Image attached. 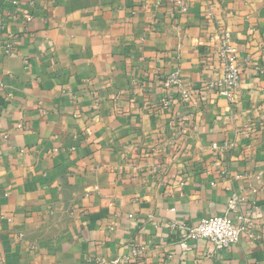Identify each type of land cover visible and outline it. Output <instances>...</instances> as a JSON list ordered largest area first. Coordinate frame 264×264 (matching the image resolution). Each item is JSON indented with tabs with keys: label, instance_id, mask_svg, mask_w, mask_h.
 Here are the masks:
<instances>
[{
	"label": "crops",
	"instance_id": "1",
	"mask_svg": "<svg viewBox=\"0 0 264 264\" xmlns=\"http://www.w3.org/2000/svg\"><path fill=\"white\" fill-rule=\"evenodd\" d=\"M233 193L253 238L172 227ZM0 264H264V0H0Z\"/></svg>",
	"mask_w": 264,
	"mask_h": 264
},
{
	"label": "built area",
	"instance_id": "2",
	"mask_svg": "<svg viewBox=\"0 0 264 264\" xmlns=\"http://www.w3.org/2000/svg\"><path fill=\"white\" fill-rule=\"evenodd\" d=\"M16 3V1H13ZM179 12L186 11L188 5L180 2L176 5ZM30 19V17L28 18ZM7 51L11 53L12 44H7ZM237 47L231 42L230 32L224 30L221 32L220 43L218 47V58L223 65V75L217 80L211 81L209 87L218 91L222 96L231 97V92L239 84L240 65L237 57ZM164 86L173 88L179 92L183 99H191L196 92L186 84L179 72L169 73L164 78ZM240 177V175H237ZM240 201L238 194L233 193L227 204V211L223 215L205 216L199 220L196 225H177L172 223V227H180L181 232L195 239H204L216 250H222L239 242L244 235L249 238L254 237L250 221L243 215H239L240 224L236 225L234 219L229 215V211L235 209ZM143 251V247H133L131 255L138 256Z\"/></svg>",
	"mask_w": 264,
	"mask_h": 264
}]
</instances>
